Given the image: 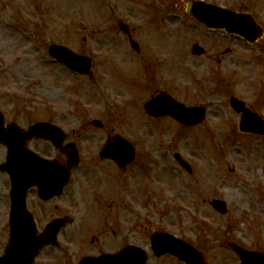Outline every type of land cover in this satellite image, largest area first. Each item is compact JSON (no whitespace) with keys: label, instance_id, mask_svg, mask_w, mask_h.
<instances>
[{"label":"rangeland","instance_id":"rangeland-1","mask_svg":"<svg viewBox=\"0 0 264 264\" xmlns=\"http://www.w3.org/2000/svg\"><path fill=\"white\" fill-rule=\"evenodd\" d=\"M206 1L258 13L264 7L258 0ZM187 2L0 0V110L7 122L22 127L49 120L94 132L91 141L97 136L100 147L115 133L135 143L133 172H124L122 178L113 164L103 166L105 176L101 166L93 164L100 170L99 188L110 193L107 201L114 200L117 210L116 236L108 229L107 235H112L108 250L134 242L147 250L148 264H185L171 255L153 254L150 233L163 229L202 249L209 264H240L231 242L264 248V137H247L232 127L239 117L229 98L236 94L254 101L264 89V63L248 60L257 51L242 38L229 40L224 31L197 22L186 12ZM122 22L139 42L140 52L120 29ZM53 43L91 56L92 76L54 60L48 51ZM195 43L206 53L193 54ZM227 47L231 52L222 54ZM251 65L257 68V80L250 79ZM163 91L189 105L205 104L206 120L181 128L169 116L148 115L145 102ZM94 119L104 127H93ZM91 141L80 144L86 150L93 147ZM175 152L189 161L192 173L178 165ZM5 155L6 148L0 145V164ZM84 156L96 154L86 150ZM9 189V175L0 170V254L10 238ZM84 196L85 192L75 197L76 202L84 203ZM215 198L227 201L228 213L213 208ZM73 207L42 212L43 226L65 215L74 223L60 232L57 246L43 249L34 264L78 263L87 253L97 252L96 247L103 248L100 212H87L84 204ZM93 235L97 239L92 242Z\"/></svg>","mask_w":264,"mask_h":264},{"label":"water","instance_id":"water-1","mask_svg":"<svg viewBox=\"0 0 264 264\" xmlns=\"http://www.w3.org/2000/svg\"><path fill=\"white\" fill-rule=\"evenodd\" d=\"M187 11L206 23L209 27L226 28L230 31H235L245 35L247 38H255L258 27L251 16L245 13H238L233 10L226 9L216 4L207 3L203 0H191L187 5ZM127 31V28L124 27ZM134 46L137 43L131 37ZM196 51V50H195ZM52 55L59 60L67 63L70 67L78 72H87L91 67V60L87 56L80 55L67 46L53 44L50 47ZM201 52V51H200ZM236 108L242 110L243 107L233 100ZM148 109L152 114H161L171 112L181 121L193 123L203 117L202 108H186L185 106L176 103L167 94L159 95L152 99L148 104ZM54 125L47 122H41L33 126L30 130V135H45L47 136L48 127ZM242 130H249L264 133V121L256 114H251L249 111H244V116L240 125ZM15 129V128H13ZM16 130V129H15ZM3 131V116L0 114V132ZM7 134V137L0 135V141L6 142L10 148L8 161L2 165L9 169L12 174L13 189H12V236L10 246L7 248L6 254L0 257L2 264H33L35 257L45 245L56 243V235L62 226V220L56 219L50 223L46 231L42 234H37V229L31 218L30 213L26 209L25 196L27 186L22 183L24 176L32 173V182L36 183L39 180V173L36 168L44 165L47 161H39L36 158H28L22 160L26 156V151L22 148L24 143H20L17 137ZM114 144H109L105 148V153L111 157H115L122 166L131 161L134 157L133 146L116 136ZM119 145L122 148L121 152H115ZM31 155V154H30ZM23 156V157H22ZM77 158L76 154L70 156V159ZM72 162V161H71ZM67 172L61 173L59 177V190L66 182ZM217 208L225 211V204L222 201L216 202ZM153 247L158 254L170 252L184 259L187 264H206L203 260L202 253L196 250L189 243H186L172 234L163 232H154L152 235ZM243 264H264V254L261 252H250L243 248H237ZM148 256L146 252L139 247H128L119 254L104 255L100 258L85 259L82 264H146Z\"/></svg>","mask_w":264,"mask_h":264},{"label":"flooded vegetation","instance_id":"flooded-vegetation-1","mask_svg":"<svg viewBox=\"0 0 264 264\" xmlns=\"http://www.w3.org/2000/svg\"><path fill=\"white\" fill-rule=\"evenodd\" d=\"M257 2L262 3L264 5V0H258ZM239 11H249L252 13V15L255 17L256 21L259 22V24H261V27H263V34L261 35V37H259V39L255 42V43H250L252 48H255V50L257 51L256 54L258 53V56L254 53H250V56L248 57V60H250V62L252 63H256L257 62H261L264 63V20L260 21L258 16H264V7L262 9L261 13L258 12H253V9H249L247 7H238L237 8ZM229 40L232 37H239L242 38L241 36H238L236 34H231V33H227L226 31H224ZM244 41H246L244 38H242ZM248 42V41H246ZM249 43V42H248ZM230 51L231 52V48L227 47L225 48V50H222L220 52H222V54H225V51ZM224 51V52H223ZM226 51V52H227ZM206 53V49L204 54ZM203 55V54H202ZM220 59V57H219ZM259 59V60H258ZM248 70L253 71V76L250 77V79L252 78L253 80H257V77H254V75L256 74L257 68H253L252 65L249 67ZM235 81L238 80V77H234L233 78ZM250 89L252 86H249ZM175 96V95H174ZM175 98L183 103H187L185 100L181 99L178 96H175ZM245 100V99H244ZM246 101V105L254 112L258 113L261 117L264 118V89H262L260 92H258L256 98L254 101ZM200 105H204V104H200ZM234 110V109H233ZM235 115L238 116L240 118L241 113H238L236 110H234ZM170 116V115H168ZM171 118H173L172 116H170ZM173 120H175V122H177L178 124H181L180 122H178L175 118H173ZM215 125V124H214ZM93 127H99L102 128L104 127V125L101 126H96V125H92ZM184 126V125H183ZM232 127L234 129H236V127H238V125L236 123H232ZM84 128V126H83ZM61 129L62 132H60V136L59 134H57L55 137H57L58 140H60V137H62L63 141H55L54 139H42V138H38V137H28L27 138V133L23 132V137L26 138L25 139V144L26 146L33 150L34 152L40 154L42 157L50 160L52 162V164L47 165L45 168L42 169V176H43V171H46L47 175L46 177H43L41 184H37L35 186H31L30 189L28 190L27 193V206L29 208V210L33 213V215L35 216V220L37 222V224L42 225V217L45 216L44 213L42 212H47L50 209H55V210H59V211H63L65 209H69L71 207L76 208L78 205H86L87 208L85 211L88 212V210L90 211L91 209H96L98 212H100L101 214V222H100V235L99 238H102V241H105V244L103 245V248L105 250H103V248L100 249L98 247L95 248V250H97V252H89L87 254L89 255H101L103 253H105L106 251H108L107 249V242H109L110 239H112V235H107L108 233V229L112 230V234L113 236H116V226H115V215L114 212H117V210L113 208L114 205V200H111L110 202H108V196H110V193L107 190H102L104 187H102L101 189L99 188L101 186V182L98 180V173L100 172L94 169V165L93 164H99L101 166V175L105 176V172L103 169V166H105L106 169H108L106 166L109 164H113L112 167L114 168V170L116 171V173L120 174L121 178L123 177V173H131L133 171H130L131 166L133 165H127L124 168H120L118 166V164L113 160V159H109L104 157L101 154V149L103 148L99 146V143L101 142V140H98V137L95 136V140H92V133L94 132H82V130L80 129H76L73 126L70 125H61ZM222 129V128H220ZM95 134V133H94ZM247 135H250L249 133H247ZM112 136H107V138L104 140L103 145L111 138ZM264 137V136H261ZM89 140L90 139V143L93 144V147L90 148V146H88L86 148V150L88 152H94L96 154V156H88L87 158L84 156L86 154V150L82 148V143L84 140ZM76 143L79 147L80 150V160L79 163L76 167H74L73 169H71V177L69 178V181L67 183V185L65 186L63 193L61 195H57V194H53L50 197V194H52V192H54V187H56L58 184H56V180L54 178V176H58V172H59V166L62 168H68L69 165V161H68V155H67V151H66V145L69 143ZM5 148H7V146H5ZM98 153V155H97ZM104 172V173H103ZM99 183V184H97ZM104 184V183H102ZM107 188V187H106ZM120 187L117 189L119 190ZM100 190V192H99ZM116 190V191H117ZM122 192V194L124 193L122 191V189L120 190ZM82 192V193H81ZM85 192V196L86 200L84 201V203L81 202H76L75 197H81L83 195V193ZM89 195V196H88ZM49 196V197H48ZM87 196L89 197V199L87 198ZM48 197V198H47ZM112 197V196H110ZM62 201V202H60ZM9 210H11V179H10V189H9ZM78 204V205H77ZM104 209L106 210L105 213H102L101 210ZM10 213V211H9ZM89 214V213H88ZM99 215V214H98ZM67 216V215H66ZM107 216H109V218H107ZM58 217V216H57ZM55 218V217H54ZM52 220V219H51ZM50 221V220H49ZM48 221V222H49ZM47 222V223H48ZM47 223L44 225V227L47 225ZM74 223V222H73ZM93 224V219L90 220L88 223H86V229L87 227L90 228V226ZM96 226L95 222H94V227ZM41 227V226H40ZM75 234V232H74ZM97 235H93L91 240L92 242L95 241ZM110 238V239H109ZM112 243L117 242L116 237H113V240H111ZM124 243H119L118 246H114L112 248H110V250L112 251H116L118 248L122 247ZM114 245V244H113Z\"/></svg>","mask_w":264,"mask_h":264},{"label":"bare ground","instance_id":"bare-ground-1","mask_svg":"<svg viewBox=\"0 0 264 264\" xmlns=\"http://www.w3.org/2000/svg\"><path fill=\"white\" fill-rule=\"evenodd\" d=\"M171 175H172V173H171Z\"/></svg>","mask_w":264,"mask_h":264}]
</instances>
